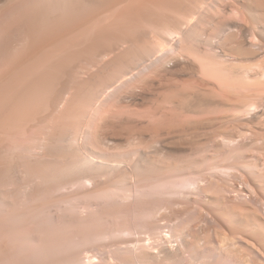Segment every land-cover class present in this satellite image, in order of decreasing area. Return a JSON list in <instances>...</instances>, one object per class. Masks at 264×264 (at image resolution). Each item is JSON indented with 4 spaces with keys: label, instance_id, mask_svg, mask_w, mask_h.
Instances as JSON below:
<instances>
[{
    "label": "rangeland",
    "instance_id": "1",
    "mask_svg": "<svg viewBox=\"0 0 264 264\" xmlns=\"http://www.w3.org/2000/svg\"><path fill=\"white\" fill-rule=\"evenodd\" d=\"M5 1L0 264H264V0Z\"/></svg>",
    "mask_w": 264,
    "mask_h": 264
},
{
    "label": "bare ground",
    "instance_id": "2",
    "mask_svg": "<svg viewBox=\"0 0 264 264\" xmlns=\"http://www.w3.org/2000/svg\"><path fill=\"white\" fill-rule=\"evenodd\" d=\"M2 1H5V0H0V2H2ZM8 1H9V0H8ZM11 1H12V0H11ZM76 1H77V0H76ZM184 1H185V0H184ZM208 1H209V0H208ZM5 2H7V1H5ZM13 2H14V1H13ZM63 2H64V1H63ZM71 2H73V1H71ZM203 2H204V1H203ZM245 2H246V1H245ZM41 3H42V2H41ZM80 3H81V2H80ZM118 3H119V2H118ZM4 4H5V3H4ZM9 4H10V3H9ZM42 4H43V3H42ZM87 4H88V3H87ZM159 4H160V3H159ZM234 4H235V3H234ZM128 5H129V4H128ZM152 5H153V4H152ZM152 5H151V6H152ZM232 5H233V4H232ZM252 5H253V4H252ZM82 6H83V5H82ZM82 6H81V7H82ZM158 6H159V5H158ZM181 6H182V5H181ZM253 6H254V5H253ZM257 6H258V5H257ZM0 7H2V6L0 5ZM4 7H5V6H4ZM204 7H205V6H204ZM260 7H261V6H260ZM180 8H181V7H180ZM249 8H250V7H249ZM47 9H48V8H47ZM129 9H130V8H129ZM152 9H153V8H152ZM158 9H159V8H158ZM160 9H161V8H160ZM258 9H259V8H258ZM0 10H1V8H0ZM80 10H81V9H80ZM90 10H91V9H90ZM92 10H93V9H92ZM92 10H91V11H92ZM120 10H121V9H120ZM156 10H157V9H156ZM161 10H162V9H161ZM256 10H257V9H256ZM199 11H200V10H199ZM258 11H259V10H258ZM124 12H125V11H124ZM148 12H149V11H148ZM157 12H158V11H157ZM159 12H160V10H159ZM159 12H158V13H159ZM254 12H255V11H254ZM99 13H100V12H99ZM149 13H150V12H149ZM249 14H251V13H249ZM256 14H258V13H256ZM108 15H109V14H108ZM113 15H114V13H113ZM150 15H151V14H150ZM153 15H154V14H153ZM187 15H188V14H187ZM247 15H248V12H247ZM92 16H93V15H92ZM103 16H104V15H102V17H103ZM105 16H107V15H105ZM263 16H264V15H263ZM90 17H91V16H90ZM183 17H184V16H183ZM194 17H195V16H194ZM250 17H251V15H250ZM93 18H94V17H93ZM162 18H163V17H162ZM248 18H249V17H248ZM262 18H263V17H262ZM212 19H213V18H212ZM89 20H90V19H89ZM103 20H104V19H103ZM163 20H164V18H163ZM217 20H218V19H217ZM219 21H220V20H219ZM255 21H256V20H255ZM259 21H260V20H259ZM94 22H95V21H94ZM96 22H97V21H96ZM256 22H257V21H256ZM215 23H216V22H215ZM230 23H231V22H230ZM232 23H233V22H232ZM236 23H237V22H236ZM251 23H252V22H251ZM90 24H92V23L90 22ZM204 24H205V23H204ZM221 24H222V23H221ZM255 24H256V23H255ZM258 24H259V23H258ZM212 25H213V24H212ZM216 25H217V24H216ZM252 25H253V24H252ZM99 26H100V25H99ZM99 26H98V27H99ZM225 26H227V25H225ZM232 26H233V25H232ZM259 26H260V25H259ZM262 26H263V25H262ZM156 27H157V26H156ZM168 27H169V26H168ZM246 27H247V26H246ZM263 27H264V26H263ZM107 28H108V27H107ZM248 28H249V27H248ZM259 28H260V27H259ZM261 28H262V27H261ZM202 29H203V27H202ZM209 29H210V28H209ZM250 29H251V28H249V30H250ZM102 30H103V29H102ZM210 30H212V29H210ZM251 30H252V29H251ZM251 30H250V31H251ZM260 30H261V29H260ZM169 31H170V30H169ZM197 31H198V30H197ZM199 31H200V30H199ZM255 31H256V30H255ZM263 31H264V29H263ZM182 32H183V31H182ZM188 32H189V31H188ZM209 32H210V31H209ZM236 32H237V31H236ZM256 32H257V31H256ZM111 33H113V32H111ZM117 33H118V32H117ZM196 33H197V32H196ZM223 33H224V32H223ZM245 33H246V32H244V34H243L244 36H245ZM183 34H184V33H183ZM214 34H215V32H214ZM246 34H248V31H247ZM256 34H258V33H256ZM260 34H261V33H260ZM185 35H186V34H185ZM191 35H192V33H191ZM228 35H229V33H228ZM231 35H232V34H231ZM252 35H253V34H252ZM262 35H263V34H262ZM201 36H202V34H201ZM224 36H226V35H224ZM253 36H254V35H253ZM258 36H259V35H258ZM199 37H200V35H199ZM221 37H222V36H221ZM226 37H227V36H226ZM239 37H240V36H239ZM245 37H246V36H245ZM247 37H248V35H247ZM249 37H251V36L249 35ZM254 37H255V36H254ZM261 37H262V36H261ZM228 38H229V37H228ZM243 38H244V37H243ZM182 39H183V38H182ZM209 39H210V38H209ZM219 39H220V38H219ZM125 40H126V39H125ZM201 40H202V39H201ZM203 40H204V39H203ZM207 40H208V39H207ZM217 40H218V39H217ZM199 41H200V40H199ZM226 41H227V40H226ZM228 41H229V40H228ZM228 41H227V42H228ZM248 41H249V40H248ZM187 42H188V41H187ZM216 42H217V41H216ZM234 42H235V41H234ZM245 42H246V41H245ZM245 42H244V43H245ZM119 43H120V42H119ZM208 43H209V42H208ZM247 43H248V42H247ZM199 44H200V43H199ZM211 44H212V43H211ZM239 44H240V43H239ZM243 45H244V44H243ZM259 45H260V42H259ZM213 46H214V45H213ZM238 46H239V45H238ZM244 46H245V45H244ZM148 47H149V46H148ZM157 47H158V46H157ZM157 47H156V48H157ZM187 47H188V46H187ZM192 47H194V45H193ZM197 47H198V46H197ZM233 47H234V46H233ZM183 48H185V47H183ZM230 48H231V47H230ZM188 49H189V48H188ZM197 49H198V48H197ZM199 49H200V48H199ZM228 49H229V48H228ZM233 49H234V48H233ZM242 49H243V48H242ZM247 49H248V48H247ZM249 49H250V48H249ZM131 50H132V49H131ZM131 50H130V51H131ZM157 50H158V49H157ZM183 50H187V49L185 48V49H183ZM193 50H194V49H193ZM229 50H230V49H229ZM251 50H252V49H251ZM190 51H191V50H190ZM224 51H225V50H224ZM230 51H231V50H230ZM232 51H233V50H232ZM98 52H99V51H98ZM127 52H128V51H127ZM142 52L144 53V51H142ZM218 52H219V51H218ZM240 52H241V51H240ZM250 52H251V51H250ZM259 52H260V51H259ZM90 53H91V52H90ZM131 53H132V52H131ZM186 53H187V52H186ZM191 53H194V52H191ZM191 53H190V54H191ZM202 53H203V52H202ZM254 53H256V52H254ZM77 54H78V53H77ZM197 54H199V53H197ZM221 54H222V53H221ZM248 54H249V53H248ZM248 54H247V55H248ZM123 55H124V54H123ZM193 55H194V54H193ZM204 55H205V54H204ZM225 55H226V54H225ZM230 55H231V54H230ZM259 55H260V54H259ZM259 55H258V56H259ZM70 56H71V55H70ZM97 56H98V55H97ZM191 56H192V55H191ZM212 56H213V55H212ZM239 56H240V55H239ZM252 56H253V55H252ZM66 57L68 58V56H66ZM66 57H65V58H66ZM78 57H80V56H78ZM101 57H102V56H101ZM180 57H181V56H180ZM187 57H188V56H187ZM198 57H199V55H198ZM205 57H207V56H205ZM208 57H209V55H208ZM65 58H64V59H65ZM89 58H90V56H89ZM135 58H136V57H135ZM185 58H186V57H185ZM202 58H203V57H202ZM202 58H201V59H202ZM209 58H211V57H209ZM227 58H228V57H227ZM241 58H242V57H241ZM74 59H75V58H74ZM133 59H134V58H133ZM190 59H191V58H190ZM198 59H199V61H200V58H198ZM206 59H207V58H206ZM206 59H203V60H205V61H207V62L210 61V60H208V59L206 60ZM251 59H252V58H251ZM261 59H262V58H261ZM67 60H68V59H67ZM76 60H77V59H76ZM122 60H123V59H122ZM130 60H131V59H130ZM137 60H138V59H137ZM195 60L197 61V59H195ZM203 60H202V61H203ZM214 60H215V59H214ZM214 60H213V61H214ZM240 60H241V59H240ZM73 61H74V60H73ZM86 61H87V60H86ZM123 61H124V60H123ZM144 61H145V60H144ZM173 61H174V60H173ZM187 61H189V60H187ZM205 61H203V63H204ZM225 61H227V60H225ZM230 61H232V60H230ZM255 61H256V60H255ZM255 61H254V62H255ZM98 62H99V61H98ZM181 62H182V61H180V64H181ZM184 62H185V61H184ZM200 62H201V61H200ZM200 62H199V63H200ZM215 62H216V61H215ZM215 62H214V63H215ZM217 62H218V61H217ZM245 62H246V61H245ZM261 62H262V61H261ZM263 62H264V61H263ZM65 63H66V62H65ZM90 63H91V62H90ZM138 63H140L139 60H138ZM193 63H194V62H193ZM221 63H222V60H221ZM224 63L226 64V62H224ZM224 63H223V64H224ZM227 63H228V62H227ZM230 63H231V62H230ZM259 63H260V62H259ZM140 64H141V63H140ZM142 64H143V63H142ZM142 64H141V65H142ZM178 64H179V62H178ZM184 64H185V63H184ZM189 64H190V63H189ZM195 64H197V63L195 62ZM195 64H194V65H195ZM206 64H207V63H206ZM211 64H212V63H211ZM225 64H224L223 66L226 67ZM237 64H238V63H237ZM237 64H236V65H237ZM240 64H241V63H240ZM242 64H244V63H242ZM246 64H248V63H246ZM249 64H251V63H249ZM263 64H264V63H263ZM263 64H262V65H263ZM88 65H89V64H88ZM137 65H138V64H137ZM170 65H172V64H170ZM201 65H202V64H201ZM31 66H32V65H31ZM35 66H36V65H35ZM167 66H168V65H167ZM190 66H192V65H190ZM190 66H189V67H190ZM198 66H199V65H198ZM204 66H205V65H204ZM211 66H212V65H211ZM229 66H230V65H229ZM232 66H233V65H232ZM247 66H248V65H247ZM33 67H34V66H33ZM47 67H49V65H48ZM90 67H91V66H90ZM177 67H178V65H177ZM206 67H207V65H206ZM225 67H224V68H225ZM238 67H239V66H238ZM241 67H242V65H241ZM245 67H246V66H245ZM245 67H244V68H245ZM257 67H258V66H257ZM257 67H256V68H257ZM35 68H36V67H35ZM114 68H115V67H114ZM137 68H138V67H137ZM178 68H179V67H178ZM193 68H194V67H193ZM197 68H198V67H197ZM211 68H212V67H211ZM221 68H223V67H221ZM227 68H228V67H227ZM227 68H226V69H227ZM232 68H233V67H232ZM249 68H250V67H249ZM251 68L254 70L253 67H251ZM260 68H261V67H260ZM36 69H37V68H36ZM46 69H47V68H46ZM81 69H82V68H81ZM169 69H170V68H169ZM173 69H174V68H173ZM190 69H191V68H190ZM206 69H207V68H206ZM217 69L220 70L219 67H217L216 70H217ZM246 69H247V68H246ZM261 69H262V68H261ZM261 69H260V70H261ZM117 70H118V69H117ZM117 70H116V71H117ZM184 70H185V69H184ZM208 70H209V69H207V71H208ZM221 70H222V69H221ZM223 70H224V69H223ZM223 70H222V71H223ZM235 70H237V69H235ZM250 70H251V69H250ZM253 70H252V71H253ZM46 71H47V70H46ZM48 71H49V70H48ZM118 71H119V70H118ZM129 71H130V70H129ZM158 71H159V70H158ZM167 71H168V69H167ZM192 71H193V70H192ZM224 71H225V70H224ZM230 71H231V70H230ZM242 71H244V70H242ZM256 71H257V70H256ZM261 71H262V70H261ZM177 72H180V71H177ZM208 72H209V71H208ZM220 72H221V71H220ZM225 72H227V71H225ZM249 72H251V71H249ZM263 72H264V71H263ZM89 73H90V72H89ZM95 73H96V72H95ZM191 73H192V72H191ZM209 73H210V72H209ZM216 73H217V72H216ZM47 74H48V73H47ZM78 74H79V73H78ZM113 74H114V71H113ZM177 74H178V73H177ZM214 74H215V73H214ZM228 74H229V73H228ZM255 74H256V72H255ZM255 74H254V75H255ZM263 74H264V73H263ZM97 75H98V74H97ZM109 75H110V74H109ZM115 75H117V74H115ZM175 75H176V74H175ZM187 75H188V74H187ZM45 76H46V75H45ZM193 76H195V75H193ZM223 76H224L223 74H222V76L220 75V77H223ZM232 76H233V75H232ZM247 76H248V75H247ZM185 77H186V76H185ZM218 77H219V75H218ZM218 77H217V78H218ZM224 77H225V76H224ZM229 77H230V76H229ZM45 78H46V77H45ZM239 78H240V77H239ZM241 78H243V77H241ZM255 78H256V77H255ZM257 78H258V77H257ZM74 79H75V78H74ZM113 79H115V78H113ZM211 79H213V78H211ZM226 79H227V76H226L225 79H224V78H222V79L219 78L220 81H222V80H226ZM229 79H230V78H229ZM231 79H232V78H231ZM249 79H250V78H249ZM102 80H103V79H102ZM236 80H237V79H236ZM236 80H235V81H236ZM256 80H257V79H255V83H256ZM35 81H36V80H35ZM41 81H42V80H41ZM51 81H52V80H51ZM105 81H106V80H105ZM114 81H115V80H114ZM214 81H215V79H214ZM220 81H219V82H220ZM230 81H231V80H230ZM237 81H240V80H237ZM237 81H236V82H237ZM241 81L243 82L242 79H241ZM252 81H254V80H252ZM227 82H228V80H227ZM236 82H235V83H236ZM244 82H246V81H245V77H244ZM94 83H95V81H94ZM99 83H100V82H99ZM214 83H215V82H214ZM78 84H79V83H78ZM92 84H93V83H92ZM181 84H182V83H181ZM227 84H228V83H227ZM233 84H234V82H233ZM236 84H237V83H236ZM240 84H241V83H240ZM38 85H39V84H38ZM93 85H94V84H93ZM155 85H156V84H155ZM228 85H229V84H228ZM230 85H231V84H230ZM238 85H239V84H238ZM35 86H36V85H35ZM35 86H34V87H35ZM45 86H46V85H45ZM98 86H99V85H98ZM158 86H159V85H158ZM226 86H227V85H226ZM233 86H234V85H233ZM233 86H232V87H233ZM37 87H38V86H37ZM96 87H97V86H96ZM110 87H111V86H110ZM244 87H245V86H244ZM44 88H45V87H44ZM78 88H79V87H78ZM98 88H99V87H98ZM103 88H104V87H103ZM156 88H158V87H156ZM160 88H161V87H160ZM179 88H180V87H179ZM234 88H235V87H234ZM237 88H238V87H237ZM237 88H236V89H237ZM239 88H240V86H239ZM34 89H35V88H34ZM212 89H213V88H212ZM227 89H228V88H227ZM257 89H258V88H257ZM262 89H263V87H262ZM40 91H41V90H40ZM93 91H94V90H93ZM105 91H106V90H105ZM258 91H259V90H258ZM250 92H252V91H250ZM102 93H103V92H102ZM85 94H86V93H85ZM232 94H233V93H232ZM32 95H33V94H32ZM83 95H84V94H83ZM103 95H104V94H103ZM229 95H230V94H229ZM242 95H243V94H242ZM248 95H249V94H248ZM248 95H247V96H248ZM250 95H251V94H250ZM250 95H249V96H250ZM257 95H258V94H257ZM75 96H76V95H75ZM91 96H92V95H91ZM233 96H234V95H233ZM237 96H239V95H237ZM92 97H93V96H92ZM100 97H102V96H100ZM240 97H241V96H240ZM262 97H263V96H262ZM78 98H79V97H78ZM260 98H261V96H260ZM84 99H85V98H84ZM256 99H257V98H256ZM43 100H44V99H43ZM245 100H246V99H245ZM82 101H83V100H82ZM94 101H95V100H94ZM92 102H93V101H92ZM250 102H251V101H250ZM84 103H85V102H84ZM88 103H89V102H88ZM90 103H91V102H90ZM258 103H259V102H258ZM239 104H240V103H239ZM246 104H247V102H246ZM80 105H82V104H80ZM85 105H87V104L85 103ZM236 105H237V104H236ZM241 105H242V104H241ZM241 105H240V106H241ZM255 105H256V104H255ZM243 106H244V105H243ZM245 106H246V105H245ZM229 107H230V106H229ZM41 108H42V107H41ZM41 114H42V113H41ZM35 118H36V116H35ZM57 118H58V117H57ZM61 119H62V118H61ZM36 121H37V120H36ZM56 121H57V120H56ZM63 124H64V123H63ZM51 128H52V127H51ZM42 129H43V128H42ZM65 129H66V127H65ZM47 131H48V130H47ZM120 136H121V135H120ZM65 137H66V136H65ZM112 138H113V137H112ZM117 138H118V137H117ZM182 138H183V137H182ZM190 138H191V137H190ZM192 138L194 139V137H192ZM59 139H60V138H59ZM126 139L128 140V138H126ZM168 139H169V138H168ZM171 140H172V139H171ZM187 140H188V139H187ZM77 141H78V140H77ZM104 141H105V140H104ZM106 141H108V140H106ZM173 141H174V140H173ZM183 141L186 142L185 140H183ZM51 142H52V141H51ZM58 142H59V141H58ZM123 142H124V141H123ZM126 142H127V141H126ZM181 142H182V141H181ZM80 143H81V142H80ZM103 143L105 144V142H103ZM107 143H108V142H107ZM172 143H173V142H172ZM187 143H188V142H187ZM196 143H197V142H196ZM57 144H58V143H57ZM100 144H101V143H100ZM109 144H110V143H109ZM117 144H118V143H117ZM107 145H108V144H107ZM110 145H111V144H110ZM175 145H176V144H175ZM182 145H183V144H182ZM182 145H181V146H182ZM54 146H55V145H54ZM184 146H185V145H184ZM49 147H50V146H49ZM52 147H53V145H52ZM113 147H115V146H113ZM56 148H57V147H56ZM50 149H51V148H50ZM170 150H171V149H170ZM182 150H184V149H182ZM87 151H88V150H87ZM146 152H147V151H146ZM146 152H145V153H146ZM48 153H49V152H48ZM69 156H70V155H69ZM147 157H149V156L147 155ZM150 157H151V156H150ZM82 158H83V157H82ZM140 158H141V157H140ZM67 159H68V158H67ZM78 159H79V158H78ZM129 159H130V158H129ZM148 159H149V158H148ZM88 160H89V158H88ZM144 161H145V160H144ZM72 162H73V161H72ZM85 162H86V161H85ZM88 162H89V161H88ZM138 162H139V161H138ZM146 162H147V161H146ZM79 163H80V161H79ZM142 163H144V162H142ZM150 163H151V162H150ZM150 163H149V164H150ZM54 164H55V163H54ZM86 164H87V163H86ZM89 164H90V163H89ZM98 164H99V163H98ZM83 165L85 166V164H83ZM93 165H94V164H93ZM87 166H88V165H87ZM142 166H143V165H142ZM144 166H145V165H144ZM146 166H147V165H146ZM146 166H145V167H146ZM154 166H155V165H154ZM85 167H86V166H85ZM100 167H101V166H100ZM145 167H144V168H145ZM148 167H149V166H148ZM118 168H119V167H118ZM140 168H141V165H140V167H139V164H138L137 162H136V163H131V165L128 167V170H127V171H128L129 174H135V173L138 174L139 171H141ZM81 169H82V168H81ZM148 169H149V168H148ZM69 170H70V169H69ZM102 170H103V169H102ZM144 170H145V169H144ZM60 171H61V170H60ZM62 171H63V170H62ZM77 171H79V170H77ZM99 171H100V169H99ZM146 171H147V170H146ZM74 172H75V171H74ZM141 172H142V171H141ZM144 172H145V171H144ZM144 172H143V173H144ZM70 173H71V171H70ZM81 173H82V172H81ZM64 175H65V174H64ZM74 175H75V174H74ZM82 175H83V174H82ZM85 175H86V174H85ZM140 175H141V174H140ZM66 176H67V175H66ZM138 176H139V175H138ZM138 176H137V177H138ZM74 177H76V175H75ZM74 177H73V178H74ZM88 177H89V176H88ZM88 177H87V178H88ZM124 177H125V176H124ZM140 177H141V176H140ZM61 178H62V177H61ZM138 178H139V177H138ZM66 179H68V178H66ZM66 179H65V180H66ZM125 179H126V178H125ZM80 181H81V180H80ZM118 182H119V181H118ZM124 182H125V181H124ZM72 183H73V182H72ZM55 185H56V184H55ZM115 185H116V184H115ZM52 186H53V185H52ZM97 186H98V185H97ZM116 186H117V185H116ZM111 188H112V187H111ZM124 191H125V189H124ZM126 192H127V191H125V194H126ZM126 195H127V194H126ZM66 197H67V196H66ZM69 201H70V200H69ZM80 204H81V203H80ZM69 205H72V204H68L67 206H69ZM96 205H97V204H96ZM89 206H90V205H89ZM79 207H80V205H79ZM84 207H85V206H84ZM80 213H82V210H81ZM111 213H112V212H111ZM114 213H115V212H114ZM234 213H235V212H234ZM77 214H78V213H77ZM109 214H110V213H109ZM112 214H113V213H112ZM84 219H85V218H84ZM101 220H102V218H101ZM108 221H109V220H108ZM95 224H98V223H95ZM111 224H112V223H111ZM260 226H261V225H260ZM93 227H94V226H93ZM95 227H96V226H95ZM109 227H110V226H109ZM90 228H92V227H90ZM98 230H99V229H98ZM123 230H124V229H123ZM86 231H87V229H86ZM126 231H127V230H126ZM126 231H125V232H126ZM76 233H77V232H76ZM87 233H89V232H87ZM168 233H169V232H168ZM221 234H222V233H221ZM110 235H111V234H110ZM168 235H169V234H168ZM97 236H98V234H97ZM222 236H223V235H220V237H222ZM227 236H228V235H227ZM115 237H116V236H115ZM168 237H169V238H172L171 235H169ZM96 238H97V237H96ZM116 238H117V237H116ZM217 238H218V237H217ZM98 239H99V238H98ZM98 239H97V241H98ZM225 239H226V241H227V238H225ZM218 240H219V239H218ZM230 240H232V239H230ZM259 240H260V239H259ZM112 241H113V239H112ZM114 241H115V240H114ZM117 241H118V238H117ZM263 241H264V240H263ZM115 242H116V241H115ZM119 242H120V241H119ZM119 242H118V243H119ZM132 242H133V241H132ZM163 243H164V242H163ZM165 243H166V242H165ZM98 244H99V243H98ZM225 244H226V243H225ZM84 245H85V244H84ZM110 245H111V244H110ZM222 245H223V244H222ZM82 246H83V245H82ZM82 246H81V247H82ZM137 246H138V245H137ZM147 246H148V245H147ZM147 246H146V247H147ZM95 247H96V246H95ZM185 247H186V246H185ZM148 248H149V246H148ZM180 248H181V247H180ZM85 249H86V248H85ZM139 249H140V248H139ZM222 249H224V248H222ZM84 251H85V250H84ZM149 252H150V251H149ZM181 254H182V253H181ZM136 256H137V255H136ZM242 260H243V259H242ZM244 261H245V260H244ZM106 262H107V261H106ZM246 263H247V262H246ZM244 264H245V263H244ZM247 264H248V263H247Z\"/></svg>",
    "mask_w": 264,
    "mask_h": 264
}]
</instances>
